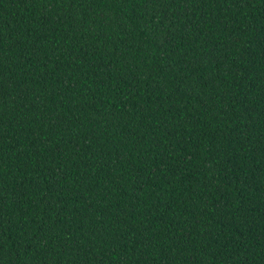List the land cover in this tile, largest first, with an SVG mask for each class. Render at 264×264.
Listing matches in <instances>:
<instances>
[{"label":"trees","instance_id":"obj_1","mask_svg":"<svg viewBox=\"0 0 264 264\" xmlns=\"http://www.w3.org/2000/svg\"><path fill=\"white\" fill-rule=\"evenodd\" d=\"M0 264H264V0H0Z\"/></svg>","mask_w":264,"mask_h":264}]
</instances>
